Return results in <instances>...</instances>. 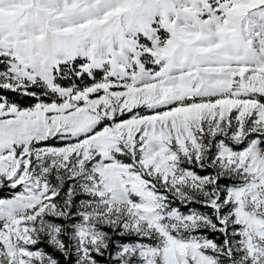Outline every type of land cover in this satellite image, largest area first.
<instances>
[{
	"label": "snow or ice",
	"instance_id": "snow-or-ice-1",
	"mask_svg": "<svg viewBox=\"0 0 264 264\" xmlns=\"http://www.w3.org/2000/svg\"><path fill=\"white\" fill-rule=\"evenodd\" d=\"M0 264H264V0H0Z\"/></svg>",
	"mask_w": 264,
	"mask_h": 264
}]
</instances>
